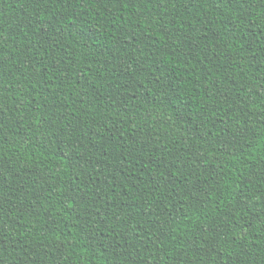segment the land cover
I'll use <instances>...</instances> for the list:
<instances>
[{"label": "trees", "instance_id": "obj_1", "mask_svg": "<svg viewBox=\"0 0 264 264\" xmlns=\"http://www.w3.org/2000/svg\"><path fill=\"white\" fill-rule=\"evenodd\" d=\"M252 7L0 0V264H264Z\"/></svg>", "mask_w": 264, "mask_h": 264}, {"label": "snow or ice", "instance_id": "obj_2", "mask_svg": "<svg viewBox=\"0 0 264 264\" xmlns=\"http://www.w3.org/2000/svg\"><path fill=\"white\" fill-rule=\"evenodd\" d=\"M244 2H246V3L250 4V5H253V7H252V8L249 10V12H248V15H249L250 18L252 17V13H253L254 10H255V7H254V6H255L257 3H259V5H260L262 8H264V0H244ZM241 14L243 15V12H242ZM242 196L244 197V199L242 200V204H243V205H246V204H247V201H248V199H249V197L247 196L246 193L242 194ZM217 245H218V241H216V243H210V242H209V247H208V249H207V252H208L209 254H211V253H216V255L220 257V264H224V261H225L226 259H228V257L223 256L220 252L217 251ZM105 247H107V246H105ZM203 250H204V249H201V251H203ZM229 255H230V254H229ZM193 259H194V258H193Z\"/></svg>", "mask_w": 264, "mask_h": 264}]
</instances>
